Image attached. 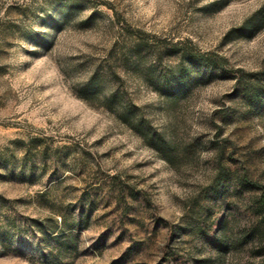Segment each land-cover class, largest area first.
Returning <instances> with one entry per match:
<instances>
[{
	"label": "rangeland",
	"instance_id": "obj_1",
	"mask_svg": "<svg viewBox=\"0 0 264 264\" xmlns=\"http://www.w3.org/2000/svg\"><path fill=\"white\" fill-rule=\"evenodd\" d=\"M105 67L169 159L80 96ZM244 178L264 186V0H0V264L260 263Z\"/></svg>",
	"mask_w": 264,
	"mask_h": 264
},
{
	"label": "trees",
	"instance_id": "obj_2",
	"mask_svg": "<svg viewBox=\"0 0 264 264\" xmlns=\"http://www.w3.org/2000/svg\"><path fill=\"white\" fill-rule=\"evenodd\" d=\"M190 61L194 65V69L209 67L214 65L217 67V62H208L204 58H197L190 56ZM104 77L114 78L121 80V76L110 68H102V70H95L90 78L81 86L80 96L89 102L101 101L110 110L114 111L119 119L130 125L137 133L142 135L151 146L155 147L161 152H165L167 159L172 155L173 148H171L165 139L159 135L152 127L149 120L141 114L139 106L133 104L126 96L120 87L107 89L104 81ZM200 78H193L190 70L181 69V71L175 76H169L167 83H171L177 87L176 93H185L190 89L192 84L199 81ZM231 163V162H230ZM231 171V168H229ZM231 173V172H230ZM230 177V176H229ZM241 186L255 190L258 196L254 200V213L257 216L255 225L250 230V236L256 237L261 243L260 253L263 255V260L260 263L264 264V186L257 185L249 178H244L241 182Z\"/></svg>",
	"mask_w": 264,
	"mask_h": 264
}]
</instances>
